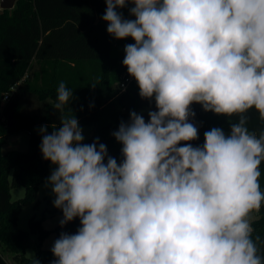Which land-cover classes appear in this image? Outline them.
<instances>
[{
    "label": "clouds",
    "instance_id": "clouds-1",
    "mask_svg": "<svg viewBox=\"0 0 264 264\" xmlns=\"http://www.w3.org/2000/svg\"><path fill=\"white\" fill-rule=\"evenodd\" d=\"M129 2L135 20L116 10ZM106 4L108 33L135 40L123 64L158 111L148 122L132 111L113 132L121 164L99 138L83 143L75 117L62 116L51 134L40 129L43 157L58 165L48 182L60 223L82 224L54 242L52 264H264L251 216L264 206V132L250 131L244 115L255 108L264 119V0ZM72 98L61 82L54 108L62 113ZM193 102L239 122L230 135L206 131L202 147L179 146L198 139Z\"/></svg>",
    "mask_w": 264,
    "mask_h": 264
},
{
    "label": "trees",
    "instance_id": "trees-1",
    "mask_svg": "<svg viewBox=\"0 0 264 264\" xmlns=\"http://www.w3.org/2000/svg\"><path fill=\"white\" fill-rule=\"evenodd\" d=\"M106 8V0H17L12 9L0 8V264H11L6 255L17 264H32L33 259H38L40 264H52L58 259L51 250L53 247L42 245L48 233L42 225L43 217L29 220L31 232L37 234L33 257L25 254L29 232L18 225L22 208L39 203V185L52 164L43 157L40 148L42 127L47 126V134H51L63 126L62 116L75 117L81 128L91 127V134L83 143L92 144L99 138V143L107 146L108 156L118 164L124 160L123 144L113 135L119 126L100 125L99 116L114 109L108 105L97 111L119 95L117 83L128 72L123 64L126 52L115 54V47L135 44V40L131 36L117 39L108 33L109 22L102 19ZM131 8L129 2L116 10L124 19L135 20ZM61 82L73 91V98L62 113L54 108ZM93 82H97L95 87ZM6 93H9L7 99ZM139 93L137 82L116 98L125 104L124 123L130 122L132 111L142 115L146 122L150 120V111H158L154 96L142 98ZM190 107L195 116L189 117V122L198 128V139L181 141L179 146L190 143L202 147L206 131L219 127L230 135L232 125L239 122L238 115L205 111L198 102ZM11 112L15 120L12 126L9 125ZM244 115L248 117L250 131L257 136L264 132V119L255 108ZM20 130L29 133V149L3 152L7 136ZM260 184L264 191V161ZM21 186L25 188L24 196L13 200L12 188ZM54 210L63 213L60 208ZM258 215L252 221L253 239L260 237L258 254L264 256V206ZM80 227L79 217L63 226L59 223L56 240L61 233L76 234Z\"/></svg>",
    "mask_w": 264,
    "mask_h": 264
},
{
    "label": "rangeland",
    "instance_id": "rangeland-1",
    "mask_svg": "<svg viewBox=\"0 0 264 264\" xmlns=\"http://www.w3.org/2000/svg\"><path fill=\"white\" fill-rule=\"evenodd\" d=\"M132 5V3H131ZM135 6V5H134ZM132 6V7H134ZM115 54L124 55L125 47L119 45L115 47ZM120 91V90H119ZM119 100V99H118ZM109 108L114 109L113 111H105V114H101L99 118L101 119L100 125H105L106 123H112L114 126H120L124 123V114H125V104L123 100L112 101L109 103ZM102 117V118H101ZM108 117V119L106 118ZM105 118L107 121H102ZM91 134V127L87 126L83 128V135L86 140ZM12 149H18L21 151H27L29 149V133L26 130H20L16 133H13L6 138V142L2 145V151L7 152ZM58 167L56 164H51L48 174L43 178L39 185L38 191V201L37 206L34 204L25 205L20 214L18 225L21 229L29 232V239L26 244V256L33 257L35 255V243L37 240V234L31 232L29 220L32 217L36 219L42 218V225L48 230L47 235L42 240V245L44 247H53L54 242L56 241V232L55 229L59 225L60 221L64 218L63 213L56 212V206L54 205V200L57 198L56 194L53 192V185L48 182V178L51 176L52 172ZM12 199L18 200L22 198L25 194L24 187H15L12 188ZM53 211V212H52ZM252 221L259 217L258 212H253L251 214ZM7 260L11 264H17L14 262L10 255H6Z\"/></svg>",
    "mask_w": 264,
    "mask_h": 264
},
{
    "label": "built area",
    "instance_id": "built-area-1",
    "mask_svg": "<svg viewBox=\"0 0 264 264\" xmlns=\"http://www.w3.org/2000/svg\"><path fill=\"white\" fill-rule=\"evenodd\" d=\"M132 6H134V3H132ZM137 84L136 79L131 76L128 72H126L122 78L117 83V86L120 90V92H125L128 88L135 86ZM9 97V93L5 94V99Z\"/></svg>",
    "mask_w": 264,
    "mask_h": 264
},
{
    "label": "water",
    "instance_id": "water-1",
    "mask_svg": "<svg viewBox=\"0 0 264 264\" xmlns=\"http://www.w3.org/2000/svg\"><path fill=\"white\" fill-rule=\"evenodd\" d=\"M17 0H0V8L1 9H12ZM15 120H13V113L11 112L9 115V125H14Z\"/></svg>",
    "mask_w": 264,
    "mask_h": 264
},
{
    "label": "crops",
    "instance_id": "crops-1",
    "mask_svg": "<svg viewBox=\"0 0 264 264\" xmlns=\"http://www.w3.org/2000/svg\"><path fill=\"white\" fill-rule=\"evenodd\" d=\"M122 93H123V92H120L119 95H116L115 97L111 98V99L109 100V102H107L106 104H104V105L99 109V111H97V113L103 111V109H105V108L109 105V103H111L112 101L116 100V98H117L118 96H120ZM110 109H111V108H110ZM82 129H83V128H82Z\"/></svg>",
    "mask_w": 264,
    "mask_h": 264
}]
</instances>
